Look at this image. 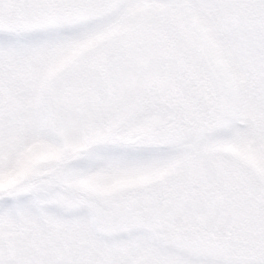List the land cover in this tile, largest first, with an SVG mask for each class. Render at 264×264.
Instances as JSON below:
<instances>
[{
  "label": "snow or ice",
  "instance_id": "1",
  "mask_svg": "<svg viewBox=\"0 0 264 264\" xmlns=\"http://www.w3.org/2000/svg\"><path fill=\"white\" fill-rule=\"evenodd\" d=\"M0 264H264V0H0Z\"/></svg>",
  "mask_w": 264,
  "mask_h": 264
}]
</instances>
